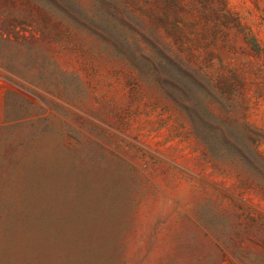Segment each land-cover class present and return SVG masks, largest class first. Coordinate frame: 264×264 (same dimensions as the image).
I'll use <instances>...</instances> for the list:
<instances>
[{"label": "rangeland", "instance_id": "rangeland-1", "mask_svg": "<svg viewBox=\"0 0 264 264\" xmlns=\"http://www.w3.org/2000/svg\"><path fill=\"white\" fill-rule=\"evenodd\" d=\"M0 264H264V0H0Z\"/></svg>", "mask_w": 264, "mask_h": 264}]
</instances>
